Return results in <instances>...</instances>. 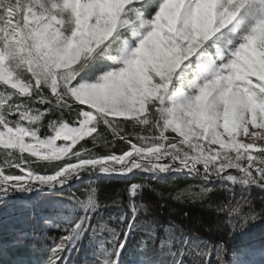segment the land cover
Listing matches in <instances>:
<instances>
[{
	"label": "snow or ice",
	"instance_id": "6c2138e0",
	"mask_svg": "<svg viewBox=\"0 0 264 264\" xmlns=\"http://www.w3.org/2000/svg\"><path fill=\"white\" fill-rule=\"evenodd\" d=\"M169 177L205 234L163 218ZM10 203L0 264H264V0H0Z\"/></svg>",
	"mask_w": 264,
	"mask_h": 264
},
{
	"label": "trees",
	"instance_id": "16d2710c",
	"mask_svg": "<svg viewBox=\"0 0 264 264\" xmlns=\"http://www.w3.org/2000/svg\"><path fill=\"white\" fill-rule=\"evenodd\" d=\"M93 179H97L93 177ZM194 182L191 180H184L180 178H167V183H160L157 185V193L156 196H153V200L156 203H164L166 207H164L161 211L164 214L163 218H168L169 213L171 212V218L175 220L177 223H183L188 227H195L199 232L205 234V229L210 228L214 225L217 216L214 211L209 210L206 205L200 201H193L184 197H181L179 200L176 199L177 193L187 188L190 184ZM125 186V181L120 179H107V178H99V189L101 191H111L117 188H123ZM72 191H76V189H72ZM67 193H65L66 195ZM256 195V193H254ZM162 196L163 199H159ZM31 195H24L17 197L16 200L20 201L23 199H30ZM222 197L218 196L216 201L221 199ZM11 203L8 208H0V219L4 220V228L5 235H7V228L11 224V218L9 213H11ZM184 213L188 215L185 216ZM253 233L256 237L264 238V222H258L252 225L245 236L249 233ZM250 242V237H247ZM17 258V254L10 253L8 257L5 258L4 264H7L9 260H15ZM75 259V257H74ZM84 257L81 256V264L83 262Z\"/></svg>",
	"mask_w": 264,
	"mask_h": 264
},
{
	"label": "rangeland",
	"instance_id": "374dc122",
	"mask_svg": "<svg viewBox=\"0 0 264 264\" xmlns=\"http://www.w3.org/2000/svg\"><path fill=\"white\" fill-rule=\"evenodd\" d=\"M250 237V242H248V244L250 246H253L257 252H259V250L264 249V238L263 237H256L254 236V234L251 232L249 233L247 236H245V240L248 241V238ZM256 260L258 262V264H260V256L257 255Z\"/></svg>",
	"mask_w": 264,
	"mask_h": 264
}]
</instances>
